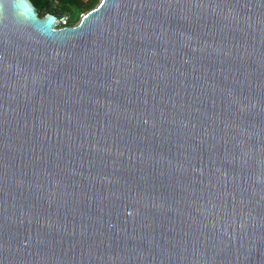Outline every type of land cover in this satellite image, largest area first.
I'll use <instances>...</instances> for the list:
<instances>
[{"label": "water", "instance_id": "95a60500", "mask_svg": "<svg viewBox=\"0 0 264 264\" xmlns=\"http://www.w3.org/2000/svg\"><path fill=\"white\" fill-rule=\"evenodd\" d=\"M0 0V264H264V0Z\"/></svg>", "mask_w": 264, "mask_h": 264}, {"label": "trees", "instance_id": "16d2710c", "mask_svg": "<svg viewBox=\"0 0 264 264\" xmlns=\"http://www.w3.org/2000/svg\"><path fill=\"white\" fill-rule=\"evenodd\" d=\"M39 9V15L52 13L57 17L73 14L68 25H74L80 16L87 10L93 8L97 0H31Z\"/></svg>", "mask_w": 264, "mask_h": 264}, {"label": "built area", "instance_id": "2783aa9c", "mask_svg": "<svg viewBox=\"0 0 264 264\" xmlns=\"http://www.w3.org/2000/svg\"><path fill=\"white\" fill-rule=\"evenodd\" d=\"M69 20H68V16L67 15H63L60 17V23L61 25L65 26L68 25Z\"/></svg>", "mask_w": 264, "mask_h": 264}, {"label": "rangeland", "instance_id": "374dc122", "mask_svg": "<svg viewBox=\"0 0 264 264\" xmlns=\"http://www.w3.org/2000/svg\"><path fill=\"white\" fill-rule=\"evenodd\" d=\"M99 1H100V0H97L96 5L98 4ZM96 5H95V6H96ZM67 16H68V20H70V19L72 18L73 14H68ZM60 17H61V16H60ZM60 17H59V18H60ZM77 22H78V21H77ZM58 26L60 27V26H63V25L58 24Z\"/></svg>", "mask_w": 264, "mask_h": 264}]
</instances>
